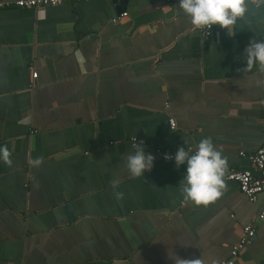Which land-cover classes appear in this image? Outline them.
<instances>
[{"label": "crops", "instance_id": "1", "mask_svg": "<svg viewBox=\"0 0 264 264\" xmlns=\"http://www.w3.org/2000/svg\"><path fill=\"white\" fill-rule=\"evenodd\" d=\"M5 1V0H4ZM179 0H69L0 9V264H219L264 203L235 181L208 205L181 192L175 153L211 138L228 167L264 144V39L249 0L234 34L203 37ZM122 11L129 16L114 23ZM37 71V78L32 72ZM177 122L175 129L169 119ZM143 141L154 166L126 168ZM238 264H264V220Z\"/></svg>", "mask_w": 264, "mask_h": 264}, {"label": "clouds", "instance_id": "2", "mask_svg": "<svg viewBox=\"0 0 264 264\" xmlns=\"http://www.w3.org/2000/svg\"><path fill=\"white\" fill-rule=\"evenodd\" d=\"M264 3V0H260ZM179 8L190 17L194 27L212 29L219 26L229 36L234 34L238 19L249 12V0H179ZM245 69L256 67L264 73V39L251 38L244 48ZM178 147L173 154L165 153V159H174L177 168L184 167L181 192L186 200L196 205H208L221 196L225 187L227 158L218 151L211 138H202L195 147ZM9 153L0 146V159L7 161ZM155 156L146 153L143 142L134 146L127 156L126 168L133 177L144 175L154 166ZM175 264H181L179 257Z\"/></svg>", "mask_w": 264, "mask_h": 264}, {"label": "built area", "instance_id": "3", "mask_svg": "<svg viewBox=\"0 0 264 264\" xmlns=\"http://www.w3.org/2000/svg\"><path fill=\"white\" fill-rule=\"evenodd\" d=\"M69 0H0V9L6 6H15L18 8H25V7H33V8H40L45 6H58L67 2ZM76 1H84V0H76ZM165 4H170L174 0H160ZM129 16L128 11H122L118 16L114 17L112 21L114 23L119 22L120 20L124 19L125 17ZM213 29H201L197 28L196 30L203 36V37H210L213 33ZM38 76L37 71L32 72V77L35 79ZM169 124L172 129H175L177 126V122L174 118L169 119ZM130 142L133 146L137 145L138 142H143L139 138H132ZM157 154L163 160H173V159H165V153L161 150H156ZM173 154V153H169ZM242 156H247L250 160L254 169H235L230 168L227 166L226 174H225V181H235L238 183L239 189L241 192L250 200L251 202H256L259 198V195L264 192V144L257 150V152L253 154H246L245 152L240 153ZM174 155V154H173ZM264 220V203L262 204L258 214L254 218V220L243 226L242 236L240 240L232 247L231 249V256L230 258L223 260L219 264H238L237 258L239 257L240 253L251 244L256 236L257 232V221Z\"/></svg>", "mask_w": 264, "mask_h": 264}, {"label": "water", "instance_id": "4", "mask_svg": "<svg viewBox=\"0 0 264 264\" xmlns=\"http://www.w3.org/2000/svg\"><path fill=\"white\" fill-rule=\"evenodd\" d=\"M116 1H118V2H120V3H125V2H127L128 0H116Z\"/></svg>", "mask_w": 264, "mask_h": 264}]
</instances>
